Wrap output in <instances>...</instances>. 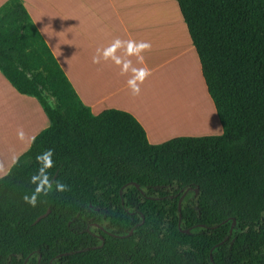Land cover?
Instances as JSON below:
<instances>
[{"label": "trees", "instance_id": "trees-1", "mask_svg": "<svg viewBox=\"0 0 264 264\" xmlns=\"http://www.w3.org/2000/svg\"><path fill=\"white\" fill-rule=\"evenodd\" d=\"M175 1L222 134L157 145L93 115L21 0L0 6V72L49 122L0 178V264H264V0Z\"/></svg>", "mask_w": 264, "mask_h": 264}, {"label": "crops", "instance_id": "crops-1", "mask_svg": "<svg viewBox=\"0 0 264 264\" xmlns=\"http://www.w3.org/2000/svg\"><path fill=\"white\" fill-rule=\"evenodd\" d=\"M21 2L93 115L131 114L152 145L222 134L175 0ZM188 66L201 93L194 94ZM48 125L39 103L17 93L0 72V178Z\"/></svg>", "mask_w": 264, "mask_h": 264}, {"label": "bare ground", "instance_id": "bare-ground-1", "mask_svg": "<svg viewBox=\"0 0 264 264\" xmlns=\"http://www.w3.org/2000/svg\"><path fill=\"white\" fill-rule=\"evenodd\" d=\"M191 66H193V65H191ZM186 70H187V77H188V80L190 81V83L192 84V89L194 88V94H195V92H196V94H197V91L199 92L200 91V93L202 92V88H201V84H200V81H198L199 79L197 78L196 79V73H194V72H192L193 71V69L191 70V68L188 66V67H186ZM170 74V73H169ZM194 74H195V76H194ZM163 85V84H162ZM204 108V111L205 112H208V109L210 108H208V109H206L205 108V106L203 107ZM206 109V110H205ZM204 112V113H205Z\"/></svg>", "mask_w": 264, "mask_h": 264}, {"label": "water", "instance_id": "water-1", "mask_svg": "<svg viewBox=\"0 0 264 264\" xmlns=\"http://www.w3.org/2000/svg\"><path fill=\"white\" fill-rule=\"evenodd\" d=\"M137 188H138V186L137 185H135ZM196 193H197V190H196ZM186 194V192H184V194L182 195V198L184 197V195ZM181 198V199H182ZM181 210V201H179V203H178V211H180ZM48 213H49V210H47L44 214H42L41 216H39L36 220H35V222L34 223H37L39 220H41V219H43L44 217H46L47 215H48ZM179 219H180V215H179ZM226 222V221H225ZM225 222H223V223H225ZM178 226H180V220H179V222H178ZM235 226V220H232V224H231V228H230V234L232 233V229H233V227ZM218 226H215L214 228H217ZM186 233H188L189 232V230H186L185 231ZM212 260V259H211Z\"/></svg>", "mask_w": 264, "mask_h": 264}, {"label": "flooded vegetation", "instance_id": "flooded-vegetation-1", "mask_svg": "<svg viewBox=\"0 0 264 264\" xmlns=\"http://www.w3.org/2000/svg\"><path fill=\"white\" fill-rule=\"evenodd\" d=\"M103 227H104V224H103ZM101 229H102V228H101ZM103 232L106 233V234H109V233H108L107 231H105L104 229H103ZM90 233H91V235L95 238V240L93 241L94 244H97V245H98V244L104 242V238H103V236H102L100 233L94 231L93 226H91V231H90Z\"/></svg>", "mask_w": 264, "mask_h": 264}, {"label": "rangeland", "instance_id": "rangeland-1", "mask_svg": "<svg viewBox=\"0 0 264 264\" xmlns=\"http://www.w3.org/2000/svg\"><path fill=\"white\" fill-rule=\"evenodd\" d=\"M153 1H155V0H153ZM170 1H171V0H170ZM157 3H159V2L157 1ZM166 3H168V2L166 1ZM168 7H169V5H168ZM168 7H167V8H168ZM173 23H174V22H173Z\"/></svg>", "mask_w": 264, "mask_h": 264}]
</instances>
